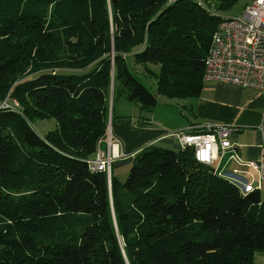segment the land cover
Returning <instances> with one entry per match:
<instances>
[{
  "label": "trees",
  "instance_id": "trees-1",
  "mask_svg": "<svg viewBox=\"0 0 264 264\" xmlns=\"http://www.w3.org/2000/svg\"><path fill=\"white\" fill-rule=\"evenodd\" d=\"M237 1L0 0V264H253L260 188L241 191L190 147H142L124 181L88 163L109 124L132 120L114 114L116 94L157 105L128 57L159 94L199 99Z\"/></svg>",
  "mask_w": 264,
  "mask_h": 264
},
{
  "label": "built area",
  "instance_id": "built-area-1",
  "mask_svg": "<svg viewBox=\"0 0 264 264\" xmlns=\"http://www.w3.org/2000/svg\"><path fill=\"white\" fill-rule=\"evenodd\" d=\"M204 79L264 93V0H250L241 16H222L212 36ZM0 106L11 105L5 102ZM236 129L229 122H206L174 131L171 136L181 147L192 148L197 162L230 180L241 191L260 188L264 182V154L259 160L243 158L233 140ZM120 146L121 141L109 124L106 136L98 142L97 152L88 159L89 167L106 172L109 182L113 162L125 156Z\"/></svg>",
  "mask_w": 264,
  "mask_h": 264
},
{
  "label": "crops",
  "instance_id": "crops-1",
  "mask_svg": "<svg viewBox=\"0 0 264 264\" xmlns=\"http://www.w3.org/2000/svg\"><path fill=\"white\" fill-rule=\"evenodd\" d=\"M184 106L189 115L177 120L171 127L155 117H151L150 124L131 120L111 125L113 134L121 141L119 148L125 153L124 157L115 161V168L130 162L134 152L145 146L181 148L171 133L206 122L232 123L237 128L233 140L243 158L259 160L264 154L263 92L228 82L207 81L200 98L187 99ZM113 109L115 115H124L121 110ZM263 188L264 182L260 184L261 191ZM253 264H264V251L255 254Z\"/></svg>",
  "mask_w": 264,
  "mask_h": 264
},
{
  "label": "rangeland",
  "instance_id": "rangeland-1",
  "mask_svg": "<svg viewBox=\"0 0 264 264\" xmlns=\"http://www.w3.org/2000/svg\"><path fill=\"white\" fill-rule=\"evenodd\" d=\"M248 2L249 0H238L237 3L230 10L222 11L221 15L223 17L241 16L244 11V7ZM127 61L135 76L140 81H142L152 92L157 94L158 101L153 111L147 112L141 108L139 102L128 99L125 93L116 94L115 98H113L111 102V104L113 103L112 106L113 108L115 107L116 111L121 110L124 115L131 116L132 121L135 122L137 120H143V116L155 117L156 119L160 120L163 124L170 127L173 126V124L177 120L184 119L186 115H189L186 110V107L184 106L187 104V99L170 98L163 94H159L157 91L156 80L151 78L141 65L135 64L132 57H128ZM5 102V100H0V105L4 104ZM55 125V119L38 120L36 122L38 131L42 134H45L49 130L54 129ZM115 161L112 164V172L115 176H117L118 179L124 181L129 174L130 168L132 166V160L127 164L120 166L118 169L115 168ZM261 193L264 197V188L262 189Z\"/></svg>",
  "mask_w": 264,
  "mask_h": 264
}]
</instances>
